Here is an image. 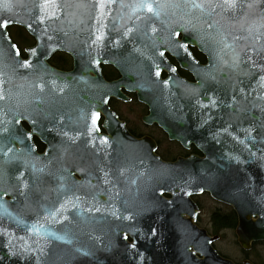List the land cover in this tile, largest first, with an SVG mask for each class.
Wrapping results in <instances>:
<instances>
[{
	"label": "water",
	"instance_id": "95a60500",
	"mask_svg": "<svg viewBox=\"0 0 264 264\" xmlns=\"http://www.w3.org/2000/svg\"><path fill=\"white\" fill-rule=\"evenodd\" d=\"M141 2L0 0V121H8L0 128L5 138H24L12 142L16 158L0 157V264H235L212 246L219 236L194 224L191 197L203 193L236 213L242 251L264 243V0L231 8L196 0L203 9L149 0L181 5L158 17ZM13 26L34 39L25 59L7 33ZM187 46L205 56L204 66ZM161 51L194 81L170 71ZM58 52L72 58L71 71L49 65ZM100 65L121 78L106 83ZM120 87L148 107L144 122L203 156L163 162L153 141L127 133L108 107L111 97L125 100Z\"/></svg>",
	"mask_w": 264,
	"mask_h": 264
},
{
	"label": "flooded vegetation",
	"instance_id": "af4514ba",
	"mask_svg": "<svg viewBox=\"0 0 264 264\" xmlns=\"http://www.w3.org/2000/svg\"><path fill=\"white\" fill-rule=\"evenodd\" d=\"M19 37L15 42V45L18 49V53H20L21 57L23 59L26 58V53H25V49L31 48V46H33L35 44L34 39L31 35L28 34V32H26L24 29L20 28L19 31ZM182 39V35L179 33L178 35V40ZM187 49L190 53L191 56L194 57V59L196 60V62L198 63L199 66H204L206 64V59L205 56L202 55L201 53H199V51L192 46H187ZM65 55L67 58V65L64 67V69L61 68H57L55 67L54 64L51 63V60L54 58V56L56 55ZM57 53L54 54L48 61V63H50V65L53 67H55L56 69L64 72V71H71L72 67H73V62H72V58L66 54V53ZM164 57H166L168 63L171 65V67H174L175 72L177 74V76L179 78H183L184 80H186L189 83H192L193 81V77L191 76V74L183 69L178 67L175 59L173 57H171L170 55L166 54L164 55ZM100 71H101V75L103 80L106 83H113V82H117V80H119L121 78V75L119 73L118 70H115L113 67H111L110 65H100ZM168 77V72L166 71H161L159 78L161 79H166ZM264 82V81H263ZM216 83L213 84V86H215ZM234 85V83H233ZM119 91H121L123 97L125 100H121V99H115V98H109L108 99V107L109 109L115 113L117 115L118 120L122 121L125 124V128L127 130V132L132 135L135 139H141V138H149L151 141L153 140V142L156 144V149H155V153L158 155V157L162 160V161H166V162H175V160L177 158H188L190 156H203L202 153L200 151H198L196 149V147H194L192 144L188 145L187 147H183L179 142H171L168 140L167 135L165 134V132L161 131V129L155 124V123H151L148 124L146 122H144V119L146 117L149 116L150 111L148 110V107L146 105H144L143 103L137 101L136 98V94L132 91H128L125 87H120ZM222 95L219 93V96ZM119 105H124V106H131L130 107V112H131V116L132 117H128L127 115L123 114L120 112V110H118L115 106H119ZM104 120V117L102 115H100L97 124H99L100 127V131L103 132L102 129V122ZM206 136H208V133L206 132ZM215 142V140H213ZM203 197L205 196L207 200H209L211 202V204H213V209L210 212V216H209V221H208V225L210 228V224L212 223V218L218 214L221 213H225L228 214L231 219H235V224L237 223V217H236V213L233 212L231 206L221 203V202H216L214 200V198L212 197V195L210 193H205L202 195H197L192 197V201L193 203L197 206L198 208V213L196 214L197 217L194 221L195 226H197L198 228H205L200 224V219H201V210H202V205L197 201V199L199 197ZM168 197V196H166ZM216 221V219H215ZM211 222V223H210ZM237 226V224H236ZM235 226V227H236ZM235 229V228H233ZM209 235H212L211 233H209ZM128 241H130L129 239H127ZM255 245V246H254ZM256 246H260L263 247L264 249V243H253L251 246V249ZM250 249V250H251ZM249 250V251H250ZM248 252V251H247ZM260 258H264V254H259ZM245 260V259H243ZM241 263V262H240Z\"/></svg>",
	"mask_w": 264,
	"mask_h": 264
},
{
	"label": "snow or ice",
	"instance_id": "6c2138e0",
	"mask_svg": "<svg viewBox=\"0 0 264 264\" xmlns=\"http://www.w3.org/2000/svg\"><path fill=\"white\" fill-rule=\"evenodd\" d=\"M190 4L192 9H203L204 5L197 3L196 0H185L184 3V7H188ZM47 5H42L41 7H46ZM101 8L104 7V4H100L99 5ZM181 5L178 4H171V3H154V2H149V0H142V2L138 5V7L140 9H146L148 13H150L152 16L154 17H158L160 15V10L163 8H167V7H180ZM220 7L223 6H227V7H236V4L234 2V0H225V4L224 5H217ZM252 5H249V7H251ZM0 27L6 28L7 27V21L6 20H0ZM130 31V29H129ZM153 31H155V29H153ZM177 36L179 35V33L176 34ZM102 39V35H98L96 37V40H100ZM180 47H186L185 45H179ZM160 56L163 57L165 55V53L163 51H161ZM5 55L4 49L2 47H0V58H2ZM14 55H18V53H14ZM248 59H251V57H248ZM238 60L239 57L234 56L233 57V63L232 66L236 67L238 66ZM24 68L29 67L30 65L28 63H24L21 65ZM157 71H156V75L159 76L160 75V66L157 65L156 66ZM170 71H175V69H170ZM261 80H264V77H261ZM41 91L43 90V88L45 87L44 84H39L37 85ZM262 87H264V85H261ZM6 99L5 94L3 93V91H0V100H4ZM260 99H264V97H260ZM213 106H215V100L212 101ZM96 116L97 114H93V119H92V124L95 125L96 124ZM19 117H16V123H19ZM0 123H3L4 125H6L8 123V121H0ZM8 132L7 127H2L0 128V157H9V153H12V156L9 157V160L16 158L17 153L14 150V147L12 145L13 141H18L19 143L23 144L24 143V138L22 137H18V136H11V137H7L5 138L3 133ZM107 141H102V143H106ZM7 162V161H6ZM33 168H35V166H33ZM37 171H43V169H36ZM21 182L22 181V174H21ZM27 186V185H25ZM6 191V190H5ZM5 194V192H0V198H2V196ZM76 199H79V197H76ZM72 201H68V203H71ZM66 205L65 204H60V208L56 209V212H59L60 210H62ZM52 212H49V215H52ZM33 230H35V226H33ZM134 247V245H133ZM77 251H79V249H77Z\"/></svg>",
	"mask_w": 264,
	"mask_h": 264
},
{
	"label": "rangeland",
	"instance_id": "374dc122",
	"mask_svg": "<svg viewBox=\"0 0 264 264\" xmlns=\"http://www.w3.org/2000/svg\"><path fill=\"white\" fill-rule=\"evenodd\" d=\"M8 33H10V35L15 34V29L13 27H10L8 29ZM115 107L120 110L121 113L127 115L129 118L132 117L130 112L131 106L119 105ZM197 201L202 205V210L200 213L201 219L199 225L205 227L206 229H209V214L213 209V204H211V202L207 200L205 196L199 197ZM219 235L221 236V238L214 243V246L219 254L226 256L227 258L233 260L236 263L242 262L243 259H249L253 262H258L260 261V259H263L259 256V254H264L263 247H254V245L250 251L242 252L240 247L236 244V236L234 235V229L231 228L223 230L219 233Z\"/></svg>",
	"mask_w": 264,
	"mask_h": 264
},
{
	"label": "trees",
	"instance_id": "16d2710c",
	"mask_svg": "<svg viewBox=\"0 0 264 264\" xmlns=\"http://www.w3.org/2000/svg\"><path fill=\"white\" fill-rule=\"evenodd\" d=\"M15 29V34L11 35V38L13 40V42L15 43L16 40L19 37V31L20 28H14ZM51 63L55 65V67L57 68H61L64 69V67L67 65V58L66 56L63 55H56L54 56V58L51 60ZM35 145L36 148L38 149V151H42L43 147L42 145L39 143L38 140H35ZM216 219V221H215ZM211 223V222H210ZM210 228L208 229V232L211 233L212 235H217L219 234L221 231L223 230H227V229H233L235 228L236 224H235V219H231V217L228 214L225 213H221L216 215L212 218V223L210 224ZM255 264H264V258L260 259V261L255 262Z\"/></svg>",
	"mask_w": 264,
	"mask_h": 264
}]
</instances>
